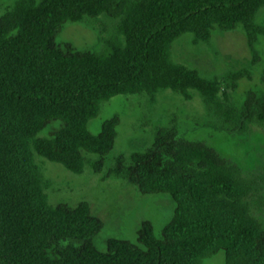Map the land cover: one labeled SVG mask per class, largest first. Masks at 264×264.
Here are the masks:
<instances>
[{"label":"trees","instance_id":"1","mask_svg":"<svg viewBox=\"0 0 264 264\" xmlns=\"http://www.w3.org/2000/svg\"><path fill=\"white\" fill-rule=\"evenodd\" d=\"M263 7L264 0H16L7 8L0 18V264H201L220 251L223 264H264V221L251 203L264 168L247 179L205 145L158 131L143 152L117 158L103 180H123L141 195L167 194L173 216L159 236L144 222L137 244L112 239L101 252L90 239L102 222L85 202L51 205L35 163L38 155L75 175L86 166L101 173L119 119L103 122L96 135L88 122L119 96L153 104L163 90L185 100L196 91L218 132L238 136L263 125L264 94L250 92L240 106L230 100L247 71L222 89L174 64L170 52L186 34L198 45L216 29H241L254 65L264 37L254 18ZM101 15L117 26L98 52L55 43L63 24Z\"/></svg>","mask_w":264,"mask_h":264},{"label":"rangeland","instance_id":"2","mask_svg":"<svg viewBox=\"0 0 264 264\" xmlns=\"http://www.w3.org/2000/svg\"><path fill=\"white\" fill-rule=\"evenodd\" d=\"M15 1L0 0V18ZM254 20L264 26V7L259 9ZM116 26L117 21L105 15L65 23L55 43L69 44L82 52H98L103 40L115 34ZM191 41L192 36L186 34L173 42L170 52L174 64L195 70L205 79H216L222 89L231 87L233 74L247 71L249 75L235 82V89L229 91L231 102L237 106L243 104L250 92L264 94V37L255 45L258 61L254 65L241 29L231 32L216 29L207 44L193 45ZM190 95L191 99L185 100L170 90H163L156 95L153 104L144 96H119L102 103L98 116L88 122L89 132L96 135L101 124L113 117L119 119V125L113 149L103 159L99 174L86 166L82 174L75 175L35 155L48 202L51 205L65 203L70 207L85 202L91 215L102 222L101 231L90 239L98 251L104 252L107 241L112 239L137 244V231L144 222H149L159 236L171 220L175 204L167 194L141 195L123 180H103L117 158L127 161L132 153L143 152L160 130L174 131L184 143L205 145L222 160L236 166L247 179L263 175L264 124L251 125L244 135L222 134L215 129L218 121L207 113L201 96L196 91H190ZM87 158L90 161L98 159L89 155ZM259 184L260 192L251 199L252 214L264 221V181ZM223 261L224 254L220 251L201 264H223Z\"/></svg>","mask_w":264,"mask_h":264}]
</instances>
